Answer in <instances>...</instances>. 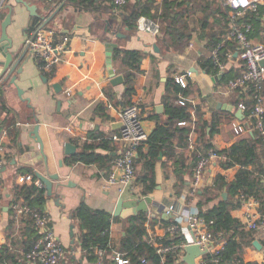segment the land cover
<instances>
[{"label": "crops", "instance_id": "0c3cea01", "mask_svg": "<svg viewBox=\"0 0 264 264\" xmlns=\"http://www.w3.org/2000/svg\"><path fill=\"white\" fill-rule=\"evenodd\" d=\"M25 1L36 6L38 17L31 16L22 4L14 0L4 1L12 6L11 22L6 29L7 36L13 41L14 51L22 54L25 51L24 56L20 58V65H17V67L22 66V70L17 74L15 82L23 91L22 98H28L31 104L29 107L27 102L18 96L15 86L8 85V81L3 82L5 75L0 77V87L3 90L2 101L5 105V109L0 106V110L2 109L0 141L4 146L5 156V162L0 167L2 188L0 248L7 244L10 250L21 255V258L17 257L16 262L8 264H33L24 258V252L21 250L17 252L21 249L18 241L21 240L20 231L26 218L16 220L11 209L13 203L24 202L22 197L15 193V186L20 184L17 181L19 175L31 174L28 170L44 175L57 174V178L51 179V195L44 187L47 196L44 211L64 249V258L60 264H94L83 256L80 249L82 235L78 222L72 215L73 210L81 202L93 209L106 210L112 215L120 197L128 201L148 196L151 202L148 204V212H144L146 213L144 240L147 242L152 235L159 237L163 235L155 241L156 246L173 245L175 243L166 242L173 238L185 240L189 236L186 223L179 225L180 233L169 231L171 225L176 222V216L190 212H197L201 216L196 205L198 197H195V194L200 193L204 188H212L219 174L226 182H230L240 166L234 164L225 169L218 158L211 159L197 191L191 192L192 176L185 172L186 185L177 195L175 183L178 174L173 164L174 156L162 153L159 154L154 166L155 188L149 194L143 195L141 186L135 182L136 174L141 171L136 153L132 185L119 192L116 184H110L111 174L115 177L119 174L114 160L122 147L120 142L112 141L110 137L118 133L121 128L117 110L123 107L124 72L129 69L122 62V58L120 56L114 58L113 53L117 48L135 49L143 53L140 59L142 70L134 71L135 88L138 92L134 102L139 106L143 128L148 135L156 125L154 116H158L162 121L166 118L164 100L167 95V80H175L176 76L184 75L187 70H190L192 75L186 78L191 82L188 94H180L178 97V103L181 99L184 104L190 106L189 120L183 124L187 125L188 134L184 147L177 137L172 139L173 152L182 156L184 153L186 162L193 163L194 153L198 156L200 152L197 144L201 139L199 141L198 135L203 128L206 132L204 138H208L213 128L210 142L222 153V150L238 139L253 136V130H255L253 121L248 117L246 110L237 115V104L240 101L250 103L248 94L242 89L230 90L226 84L220 83V79L228 70H232V76L236 75L235 77L244 70V64L236 54L235 42L231 40L225 42L224 50H231L233 56L226 60L224 72H218L210 59L211 50L230 27L229 8L223 0H165L182 3L173 5L171 10L164 11V0H154L150 15L146 16L160 24V33L152 36L136 28L130 30L122 25L123 9L121 8L113 9L112 16L115 21L113 27H110L108 20L112 16L106 9L113 5L112 0H93L92 5L84 6L87 9L80 7L77 3L64 5L66 0L63 3H59L58 0ZM134 1L130 0L128 5L133 4ZM7 12L8 9L0 10V34L1 22ZM165 12L170 13V18H175L174 21L161 20L163 17L160 15ZM251 19L253 29L249 34L250 37L253 41L264 42V0H261L257 13ZM175 21L178 22L176 26L184 24L185 34L182 39L169 36L165 32L166 26H171ZM41 24L52 26L59 37L68 38L64 61L52 73L40 71L37 62L30 56L24 45L25 37L29 32ZM111 43L116 45L111 52V66L116 75L123 77V82L117 85L110 83L107 68V44ZM206 59H209L213 65L212 72H207L201 66L202 61ZM15 73L17 72L14 71L13 74ZM55 83L59 85L56 90L53 88ZM105 91L112 92L113 98L109 99ZM159 105L162 106V111L156 110ZM34 116L39 123L37 132L43 141V154L47 164L42 160L39 145L31 134L35 124ZM8 129L14 130L15 135H9ZM260 137L264 141L261 135ZM5 138L7 144H5ZM102 140L108 142L107 148L100 145ZM67 142L75 146V152L72 155L65 153ZM84 145H91L93 148L90 151L99 158L89 163L67 162L70 156L81 152ZM144 150H147V147H144ZM257 152L258 163L264 169V146H258ZM252 167L250 165L248 168ZM262 181L264 184V176ZM218 193L219 196L202 207L203 212L220 197L223 198V193H226V198L228 196L224 189L218 190ZM190 195L194 197L189 202L186 198ZM56 198L57 202H55ZM248 204L253 207L250 209ZM248 208L263 228L249 229L246 226L245 213ZM123 210L131 209L126 207ZM141 212L143 211L138 213ZM230 213L239 221V231L248 233L247 237L239 235L237 238L241 247L240 257L245 261L264 262V202L250 194ZM125 219L112 215L109 239L116 249L124 235L123 220ZM165 220L171 222L166 224ZM9 226L13 228L11 239L7 237L5 231ZM254 241L259 244V248L253 245ZM213 247L220 249L221 253L224 245L214 241ZM234 261V263L238 262V260Z\"/></svg>", "mask_w": 264, "mask_h": 264}, {"label": "trees", "instance_id": "16d2710c", "mask_svg": "<svg viewBox=\"0 0 264 264\" xmlns=\"http://www.w3.org/2000/svg\"><path fill=\"white\" fill-rule=\"evenodd\" d=\"M59 3H63L64 0H58ZM154 0H135L133 4L128 3L124 5L123 15L121 17V24L128 27L130 30L136 28V20L139 16L150 15V9ZM93 0H66L64 5L67 4H79L80 7L87 9L86 5H92ZM182 2L165 1V10H171L173 5H180ZM114 6L110 5L106 9L107 13L112 16ZM97 10V9H96ZM151 16L155 17L151 14ZM161 20L174 21L175 18H170V13L165 12L160 15ZM114 18H109V26L113 27ZM256 21V20H255ZM176 22V21H175ZM171 26H166L165 32L172 37L182 39L184 36L183 25H178V22ZM223 37V36H222ZM221 40V38L219 39ZM218 40V41H219ZM225 45V44H224ZM224 48L222 50L223 55ZM120 56L122 62L129 68L124 72L125 77V89L123 92V107L134 103V98L138 95L135 88V72L142 70L141 58L143 53L135 49H116L113 53V57ZM201 66L207 71L212 72L211 68L213 65L209 59L203 60ZM215 69V68H214ZM213 69V71H215ZM135 71V72H134ZM236 75L232 76V70L225 72L223 77L220 79L221 84H227V82L235 78ZM191 82L187 81V87L182 88L180 84L176 83L174 79H168L166 82L167 95L164 100V115L165 120L162 121L158 116H154L156 125L148 135L146 141L137 148V159L141 165V171L136 174V183L141 186V193L143 195L149 194L155 188V176L154 166L158 159L159 154L174 156L173 164L176 167V173L178 179L175 183L176 194L179 195L181 189L186 185L184 173L192 176L193 167L196 163V153L193 156V163H187L184 158V153L178 155L173 152L171 141L177 137L182 147L185 145V141L188 134L187 125L179 124L180 121L189 120L190 117V106L187 104L181 105L178 103V97L180 94H188V87ZM105 95L109 98H113L112 92H106ZM3 90L0 87V106L5 109V105L2 101ZM236 105V104H235ZM238 105V104H237ZM237 107V106H236ZM1 109V110H2ZM250 104H247L246 112L249 113ZM0 110V112H1ZM152 116V117H153ZM206 123L204 122V125ZM208 124V121H207ZM202 126V125H201ZM214 132L212 128L208 134V138H204L206 135L205 130L202 128L201 134L198 135L199 141L197 147L201 152H205L208 149H215L214 145L210 142V136ZM9 135H15L14 130L8 129ZM253 136L247 138H240L235 141L231 146L222 150V153L226 155V159L221 162L223 168H229L234 164H239L234 178L230 182H226L222 175H217L215 184L212 188H204L200 193H196L195 197H198L196 202L197 207L200 210V215L207 221H212L209 226V230L216 236L221 233L224 239V247L220 254V264H234V260H238L236 264H264L263 261H245L239 255L240 244L237 240L238 236H246L248 233L239 231V221L231 216L230 211L239 206L248 195H254L258 200L264 202V184L262 176H264V169L258 163V146H264V141L256 130H253ZM5 144L7 140L5 138ZM108 142L106 140L101 141V146L107 148ZM147 147V150H144ZM93 147L91 145H84L81 152L70 156L67 162L74 163L81 161L84 163L94 162L99 157L91 152ZM251 165V169L248 167ZM32 175V179L28 182H22L15 186V193L22 197L24 202L29 206L44 210L47 196L45 194L44 185L39 187L38 184L41 182L31 170H28ZM224 189L228 196L226 199L220 197L216 203L209 207L206 211H202V207L213 201L219 193L218 190ZM194 196L190 195L186 198L187 201H191ZM18 199V197H17ZM73 218L78 222L81 235L84 237L81 239L80 249L83 252V256L90 262H95L97 259V250L105 249L109 251L108 243L110 241L109 229L111 225L112 215L103 209H93L84 202H81L72 212ZM23 219V218H22ZM24 221V220H23ZM23 228H21L20 236L21 240L18 241L21 244V249L24 253L29 251L36 242L39 234L36 228L33 226L30 218H26ZM146 213L141 212L137 215L130 216L123 220L124 223V235L121 237L118 245V250L124 253V257L128 258L130 264H159V255L155 252V248L148 244L144 240L146 235L145 229ZM12 221H10L11 223ZM166 224L170 223V220L164 221ZM9 223V225H10ZM7 237L13 233V228L8 227L5 230ZM181 239L173 238L166 242H172L175 244L180 243ZM21 258V255L13 250H10L9 245L4 244L0 248V264H8L10 262H16V259ZM211 255L207 253L205 258H210ZM174 254L169 253L166 256L165 264H175ZM108 264V260H105Z\"/></svg>", "mask_w": 264, "mask_h": 264}, {"label": "built area", "instance_id": "2783aa9c", "mask_svg": "<svg viewBox=\"0 0 264 264\" xmlns=\"http://www.w3.org/2000/svg\"><path fill=\"white\" fill-rule=\"evenodd\" d=\"M130 0H112L115 9H120ZM224 4L229 8L231 24L227 32L213 47L210 53L214 67L218 72H224L226 68V60L232 58L231 50H222L226 41H234L236 44V54L239 60L244 64L243 72L235 78L227 82V88L230 90L242 89L248 94L250 99V109L248 117L253 121V128L264 138V65L260 62L264 61V42L253 41L250 32L253 29L251 17L257 13L261 0H223ZM136 29L140 32L149 33L156 36L160 33V24L149 16H139L136 20ZM67 37H59L57 31L52 26L41 24L36 26L25 37L24 45L30 53V56L37 62L38 69L45 73H52L60 63L64 61L67 51ZM192 72L187 70L184 75L175 77V82L181 87L187 86V77ZM68 94L70 92H67ZM180 104H184L183 100H179ZM111 106V105H109ZM238 110L244 112L247 110V103L240 101ZM117 116L122 122V127L118 133L110 137L112 141L121 143V151L115 158L114 164L119 170L118 177L111 174L109 183L116 184L118 191L130 187L135 176V158L137 148L141 146L147 139L148 134L145 132L142 124V116L139 106L136 102L125 107H119ZM179 124H185L180 121ZM219 159L224 161L226 155L219 150L208 149L199 152L196 163L193 167L191 180V192H196L202 183L206 168L211 159ZM5 162L4 146L0 141V167ZM32 179L31 174L19 175L17 181L19 183L28 182ZM44 184L39 182L38 186ZM0 185V192H1ZM250 209L253 207L248 204ZM13 217L16 220L22 218H30L33 226L38 231V238L29 251L23 253L24 258L33 264H60L64 258V249L61 242L54 233L49 224V217L44 210H39L29 206L25 202H16L12 204ZM250 209L245 213V224L249 229H257L262 227L254 214L250 213ZM1 212V210H0ZM175 224L171 225L169 231L171 233H180L179 225L186 223L189 236L180 244L170 246H156L155 241L163 235H152L148 238L147 243L155 248V252L159 255V264H165L166 256L169 253L174 254L175 264H185L182 254L184 248L188 244L197 245L200 250L205 253L195 258V264H220V254L218 248L213 247L214 241L224 245L222 234L217 236L209 230L212 221H207L203 216H199L197 212H190L186 215H178L175 218ZM111 228V225H110ZM263 228V227H262ZM110 231V229H109ZM159 237V238H158ZM109 251L105 249L97 250V259L94 264H130L128 258L124 257V253L114 248L109 241ZM209 253L210 258H205ZM236 264V263H234Z\"/></svg>", "mask_w": 264, "mask_h": 264}, {"label": "water", "instance_id": "95a60500", "mask_svg": "<svg viewBox=\"0 0 264 264\" xmlns=\"http://www.w3.org/2000/svg\"><path fill=\"white\" fill-rule=\"evenodd\" d=\"M5 0H0V10L2 9H8V12L1 22V34H0V77L5 75V79L3 82H9L8 85H13L16 87L18 96L25 100L27 102V105L31 107V104L29 103L28 98H22L23 91L17 87V84L15 82L17 78V74H19L22 70V66L20 65V58L21 56H24V53H18L16 50H13V41L7 36V26L11 22V13H12V6L4 3ZM17 3L22 4L29 12L31 16L38 17V13L36 12V6L33 4H29L25 0H14ZM48 21V20H47ZM115 44H107V68L108 73L110 76V83L113 85H117L123 82L122 75H116L113 71V68L111 66V52L115 48ZM26 61V60H24ZM24 61L22 62V65L24 64ZM261 65H264V61L260 62ZM16 71L17 73L13 74V72ZM220 77V75H219ZM59 85L57 83L53 84V88L56 90ZM157 111H162V106H157ZM242 114L240 110H237V115ZM35 124L33 127V130L31 131V134L35 141L39 145V152L42 155V160L47 164V159L43 154V141L41 140L39 134H38V128L39 123H37V117L34 116ZM121 127L122 122L120 121ZM75 152V146L69 142L65 143V153L66 154H74ZM137 156V155H136ZM36 177L44 184V187L47 190V193L49 195L52 194V181L51 179L57 178V174H49L44 175L40 172L35 173ZM47 194V195H48ZM223 198H226V193H223ZM55 202H57V198L55 199ZM151 202V198L148 196H145L143 199H136V200H124L123 198H119L117 200L115 209L112 212V215L115 217H121V218H127L128 216L136 215L139 211L148 212V204ZM57 204V203H56ZM130 208L131 210H123V208ZM84 235H82V238ZM253 245L255 247L259 248V244L254 241ZM185 254L183 256V259L186 264H195V258L204 254L205 250H200V248L197 245L194 244H188L184 248Z\"/></svg>", "mask_w": 264, "mask_h": 264}]
</instances>
